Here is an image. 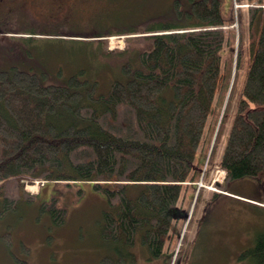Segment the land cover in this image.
I'll use <instances>...</instances> for the list:
<instances>
[{"label":"trees","instance_id":"trees-1","mask_svg":"<svg viewBox=\"0 0 264 264\" xmlns=\"http://www.w3.org/2000/svg\"><path fill=\"white\" fill-rule=\"evenodd\" d=\"M249 1L244 28L237 9V39L222 0H171L137 23L98 22L88 31L0 26V217L21 199L34 201L25 181L90 182L105 197L100 235L117 244L108 263L135 261L127 247L136 234L148 258L160 256L193 220L195 159L213 106L212 142L200 152L225 172L216 185L226 191L252 175L264 188V0ZM115 34L128 35L127 44L108 50ZM244 48L248 69L214 161ZM94 64L117 75L104 90ZM60 199L39 204L54 224L65 221ZM245 252L264 264V233Z\"/></svg>","mask_w":264,"mask_h":264},{"label":"rangeland","instance_id":"rangeland-1","mask_svg":"<svg viewBox=\"0 0 264 264\" xmlns=\"http://www.w3.org/2000/svg\"><path fill=\"white\" fill-rule=\"evenodd\" d=\"M170 1L0 0V26L15 28L30 24L36 26V29H42L68 23L65 27L62 25V28L76 27L88 31L98 22L107 27L108 22L137 23ZM249 2L222 0V14L225 18H233L229 26L234 27L236 39L237 9L242 11L244 28ZM2 35L4 37V33ZM127 37L128 35H109L104 46L108 50L121 49L127 44ZM234 46L236 47V43ZM61 62L62 60H58V64ZM248 62L249 53L244 48L227 111L229 120L221 140L216 144L214 161L223 148L231 116L245 80ZM60 65L63 66V62ZM94 65L92 70L98 79L99 89L104 90L109 80L117 75L114 72L112 74L107 66ZM222 111L223 106L220 116ZM216 114L217 109L213 106L196 154L195 160L201 173L194 185L196 191L200 188L199 199L183 241L181 242L180 234L178 238L167 243L160 256L150 259L146 255L145 247L138 240L139 235L136 234L135 243L127 247L135 254V261L119 264H254L248 254L245 255V251L254 244L259 234L264 233V204L260 203L264 199V188L257 177L252 175L230 181L226 191L216 185L223 181L225 172L213 162L206 164L208 154L204 156L200 152L203 147L206 149L208 144L211 145V132L207 133V128L210 119ZM34 180L24 183L25 190L34 195V201L29 203L21 199L15 210L0 217V264H18L17 259L28 264H109L108 258L113 259L117 255V244L108 242L100 235L99 219L105 207L103 193L94 189L90 182L76 181L63 188L54 181L41 179L35 183L37 180ZM192 188H188V196L194 203L196 193ZM135 192L132 188L129 194L134 195ZM51 195L61 196L60 203L66 208L65 221L61 224L52 223L49 215L39 211L40 202Z\"/></svg>","mask_w":264,"mask_h":264},{"label":"bare ground","instance_id":"bare-ground-1","mask_svg":"<svg viewBox=\"0 0 264 264\" xmlns=\"http://www.w3.org/2000/svg\"><path fill=\"white\" fill-rule=\"evenodd\" d=\"M234 28V27H233ZM227 97V96H226ZM226 97H225V101H226ZM225 103V102H224ZM223 107H224V105H223ZM222 170V169H221ZM223 172H224V170H223ZM222 182V181H221ZM199 185V184H198ZM33 186V185H32ZM200 189V188H199Z\"/></svg>","mask_w":264,"mask_h":264},{"label":"crops","instance_id":"crops-1","mask_svg":"<svg viewBox=\"0 0 264 264\" xmlns=\"http://www.w3.org/2000/svg\"><path fill=\"white\" fill-rule=\"evenodd\" d=\"M263 202H264V199H263L262 202H260V203L264 204Z\"/></svg>","mask_w":264,"mask_h":264},{"label":"built area","instance_id":"built-area-1","mask_svg":"<svg viewBox=\"0 0 264 264\" xmlns=\"http://www.w3.org/2000/svg\"><path fill=\"white\" fill-rule=\"evenodd\" d=\"M35 183H38V181H36ZM200 184V183H199Z\"/></svg>","mask_w":264,"mask_h":264},{"label":"flooded vegetation","instance_id":"flooded-vegetation-1","mask_svg":"<svg viewBox=\"0 0 264 264\" xmlns=\"http://www.w3.org/2000/svg\"><path fill=\"white\" fill-rule=\"evenodd\" d=\"M17 1H20L21 2V0H17Z\"/></svg>","mask_w":264,"mask_h":264}]
</instances>
